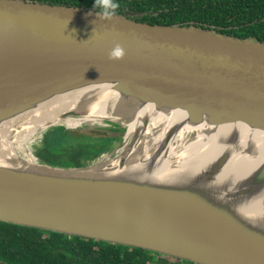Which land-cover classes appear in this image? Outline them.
<instances>
[{"label":"water","instance_id":"1","mask_svg":"<svg viewBox=\"0 0 264 264\" xmlns=\"http://www.w3.org/2000/svg\"><path fill=\"white\" fill-rule=\"evenodd\" d=\"M95 20V10L84 7L0 0V127L58 96L99 87L113 93L106 100L110 115L95 117L91 108L99 99L87 96L38 127L31 141L29 135L21 141L37 146L56 127L103 134L112 146L122 141L115 153L112 147L81 168L51 165L34 154L31 162L21 152L11 158L0 155V222L197 264H264V229L244 222L235 210L264 192V153H259L264 141L243 144L239 129L223 127L244 124L251 132H264V41L118 15L111 22ZM117 44L125 56L113 61L108 53ZM145 106L183 116L155 143L162 127L146 133L151 116H138ZM69 119L86 123L68 127ZM200 124L221 134L213 164L197 182H214L234 154L240 169L262 159L239 195H233V180L223 181L216 196L229 202L221 204L198 183L174 186L132 178L153 173L162 162L179 166L170 157L171 148L181 142L185 126ZM131 161L142 167L128 178L89 174L98 165L120 173Z\"/></svg>","mask_w":264,"mask_h":264},{"label":"trees","instance_id":"2","mask_svg":"<svg viewBox=\"0 0 264 264\" xmlns=\"http://www.w3.org/2000/svg\"><path fill=\"white\" fill-rule=\"evenodd\" d=\"M93 9L94 0H26ZM117 15L138 13L140 23L191 26L264 41V0H118ZM94 10V9H93ZM67 132V133H66ZM96 133L50 129L35 155L40 161L81 168L112 148ZM101 136V135H100ZM171 260V261H170ZM176 261V262H174ZM0 264H196L136 247L0 222Z\"/></svg>","mask_w":264,"mask_h":264},{"label":"bare ground","instance_id":"3","mask_svg":"<svg viewBox=\"0 0 264 264\" xmlns=\"http://www.w3.org/2000/svg\"><path fill=\"white\" fill-rule=\"evenodd\" d=\"M113 93L107 88H89L88 90L72 92L70 94H65L54 98L52 101L41 105L36 110L25 112L20 115H16L14 118L5 121L1 124L0 127V155L5 158H11L12 156H17L14 154L13 147L19 141L16 136L18 133L23 134L24 136H30V141L36 135V124L33 123L35 118L44 119V123H41L43 126L48 121H53L57 116L65 111L74 109L79 101L87 96H92L99 99V103L95 104L91 108V113L95 114V117H107L111 114V110L106 108L108 102L106 101L110 98ZM151 116V124L148 127L146 133H158L157 127H162L161 131L154 138V142H160L164 132L167 128L175 121L183 116L180 112H175L173 114H163L154 110L153 106H145L142 108L138 116ZM28 116V118H27ZM21 117V118H18ZM28 123H25L26 121ZM24 121V122H23ZM43 121V120H42ZM82 120L69 119L65 121V124L68 127H79L86 122ZM89 124L95 123V121L87 120ZM41 122V121H39ZM40 124V125H41ZM15 126H19L18 128ZM136 127V124H130L129 130L126 135L127 140H129L133 134V130ZM223 127L228 131L231 129H239L243 135H241L242 143L252 142L256 145L264 141V132H251L247 126L244 124H234V125H223ZM19 129V132H18ZM31 130L35 132H31ZM221 134L220 130L214 129L206 124H200L197 126L187 125L182 129L180 133L181 142L177 143L175 147L171 148L170 157L179 163V166L176 168H169L167 162H162L161 166L151 174H136L132 178L139 181H149L159 184L167 185H184L189 186L191 184L198 183L197 188L203 189L205 191L212 192V198L221 204L229 202L227 198L221 196H216L223 190V181L233 180L237 184V192L233 195H239L244 185L251 176L255 174L258 167L263 163L262 159L253 160L248 169H240L238 164L235 163L234 154L233 158L230 161V164L226 167H223L216 180L214 182H197L196 179L205 176L207 174V169L213 164L211 158L214 156V149L217 145L216 139ZM192 136L193 138L189 141L186 140ZM14 137V139H12ZM24 138V137H23ZM186 140V141H185ZM21 141V140H20ZM178 141V140H177ZM19 146H23L21 143H18ZM28 148V145L25 146ZM149 148V146H146ZM260 155L264 153V150H260ZM26 155L25 159L28 162H31L29 155H32L28 150L23 153ZM132 161L129 163L130 166H127L124 170L118 174L116 171L107 166L98 165L95 168H92L89 171L91 175H107V176H116L120 177V174L124 178L134 171L142 167L139 165H132ZM206 171V172H205ZM201 184V185H199ZM247 187V185H246ZM235 210L239 213L241 220L249 223L252 227L257 229H264V192L261 195L254 197L248 202H244L241 206H235ZM187 261V260H186ZM197 264V263H196Z\"/></svg>","mask_w":264,"mask_h":264},{"label":"clouds","instance_id":"4","mask_svg":"<svg viewBox=\"0 0 264 264\" xmlns=\"http://www.w3.org/2000/svg\"><path fill=\"white\" fill-rule=\"evenodd\" d=\"M120 8L118 0H94L93 9L95 10L96 20L111 22L117 18V10ZM92 14L91 12L89 13ZM95 21L93 23L95 24ZM125 56L123 47L119 44L114 46L108 53L109 59L113 61L122 60Z\"/></svg>","mask_w":264,"mask_h":264},{"label":"rangeland","instance_id":"5","mask_svg":"<svg viewBox=\"0 0 264 264\" xmlns=\"http://www.w3.org/2000/svg\"><path fill=\"white\" fill-rule=\"evenodd\" d=\"M18 118H21V117H18ZM27 118H28V116H27ZM34 121H33V123L34 124H36L37 126H36V129L38 128V127H40V126H43L41 123H44V119H46V117H42V119H39V118H35L34 117ZM43 120V121H42ZM26 121V120H25ZM39 121H41V122H39ZM24 122V121H23ZM48 122H51V121H48ZM48 122H46L45 123V125H47V123ZM25 123H28L27 121L25 122ZM41 124V125H40ZM15 127H17V126H15ZM19 127V126H18ZM17 127V128H18ZM91 127H93V126H91ZM67 131H69V130H67ZM18 132H19V129H18ZM31 132H35V131H33V130H31ZM72 132V131H71ZM67 133V132H66ZM87 133H89V132H86L85 134H87ZM90 133H95V132H90ZM95 136H98V137H101V138H103V139H105V137L104 136H102L103 134H100V133H96V134H94ZM101 135V136H100ZM17 137H18V139H19V141H17L18 143H21L23 146L21 147V146H19V144L17 143V144H15V146L13 147V151H14V154H16V152H21V153H24V151H26V150H28L31 154H34L35 155V150H36V145H34L33 143L32 144H25V142L23 141H20L23 137H25L23 134H21V133H18L17 135H16ZM12 139H14V137L12 138ZM121 143H122V141H118L117 143H113V148H112V150L114 151V153H115V151L116 150H118V148H119V146L121 145ZM26 145H28V148H26L25 146ZM111 150V151H112ZM110 153V156L112 155V153L111 152H109ZM32 155H29V158L28 159H33L32 157H31ZM111 158V157H110ZM105 160V158H103L102 159V161H104ZM171 261V260H170ZM174 262H176V261H174Z\"/></svg>","mask_w":264,"mask_h":264},{"label":"flooded vegetation","instance_id":"6","mask_svg":"<svg viewBox=\"0 0 264 264\" xmlns=\"http://www.w3.org/2000/svg\"><path fill=\"white\" fill-rule=\"evenodd\" d=\"M262 13H264V11H263ZM118 16H125V17H127L128 19H130V20H132V21H137V22H139V21H138V18L141 17V16H139L138 13H133V12H128V13H126V14H124V15H118ZM263 19H264V18H263ZM95 133H97V132H95Z\"/></svg>","mask_w":264,"mask_h":264}]
</instances>
